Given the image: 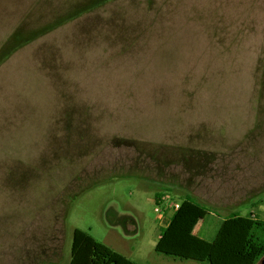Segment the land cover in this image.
<instances>
[{
  "label": "rangeland",
  "instance_id": "374dc122",
  "mask_svg": "<svg viewBox=\"0 0 264 264\" xmlns=\"http://www.w3.org/2000/svg\"><path fill=\"white\" fill-rule=\"evenodd\" d=\"M156 194L204 242L264 219V0H0V264H69L74 228L208 264L155 251Z\"/></svg>",
  "mask_w": 264,
  "mask_h": 264
},
{
  "label": "trees",
  "instance_id": "16d2710c",
  "mask_svg": "<svg viewBox=\"0 0 264 264\" xmlns=\"http://www.w3.org/2000/svg\"><path fill=\"white\" fill-rule=\"evenodd\" d=\"M160 196L156 194L157 201ZM204 212L205 208L191 198L181 200L160 230L155 251L185 258L190 250L189 241H195L202 255L207 251L205 261L208 264H256L264 256V219L251 213H233L222 220L214 238L204 242V239L192 234L194 224L203 217ZM112 254L109 247L90 233L74 228L69 264H106L110 259H118L117 264H140Z\"/></svg>",
  "mask_w": 264,
  "mask_h": 264
},
{
  "label": "built area",
  "instance_id": "2783aa9c",
  "mask_svg": "<svg viewBox=\"0 0 264 264\" xmlns=\"http://www.w3.org/2000/svg\"><path fill=\"white\" fill-rule=\"evenodd\" d=\"M166 196L167 198L165 197V195L163 196V199L160 198V200L156 202V206L154 208V211L157 213L161 220H163L167 216V211L173 213V211L176 210L179 206V203L173 201L169 195Z\"/></svg>",
  "mask_w": 264,
  "mask_h": 264
},
{
  "label": "crops",
  "instance_id": "0c3cea01",
  "mask_svg": "<svg viewBox=\"0 0 264 264\" xmlns=\"http://www.w3.org/2000/svg\"><path fill=\"white\" fill-rule=\"evenodd\" d=\"M253 213V211L251 212V214ZM253 215L255 216V213H253ZM166 225V224H165ZM101 242V241H100ZM101 243H103V242H101ZM104 244V243H103ZM104 245H106V244H104ZM107 247H109L108 245H106ZM110 248V247H109ZM111 249V248H110ZM112 250V252H113V254L114 253H116V254H119V256H121L122 258H125V259H128V260H130L129 258H127V257H123L122 256V254H120L119 252H116L115 250H113V249H111ZM112 254V255H113ZM112 258H114L113 256H112ZM113 260V259H112ZM111 259L110 260H108L107 261V263L106 264H117L118 262H119V260L118 259H115L114 261H112Z\"/></svg>",
  "mask_w": 264,
  "mask_h": 264
},
{
  "label": "water",
  "instance_id": "95a60500",
  "mask_svg": "<svg viewBox=\"0 0 264 264\" xmlns=\"http://www.w3.org/2000/svg\"><path fill=\"white\" fill-rule=\"evenodd\" d=\"M260 264H264V256L260 259Z\"/></svg>",
  "mask_w": 264,
  "mask_h": 264
}]
</instances>
